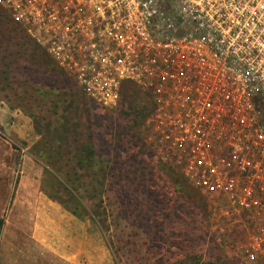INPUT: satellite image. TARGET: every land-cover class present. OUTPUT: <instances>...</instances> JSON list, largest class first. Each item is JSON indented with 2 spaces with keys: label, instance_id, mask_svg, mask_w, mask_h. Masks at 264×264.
Masks as SVG:
<instances>
[{
  "label": "built area",
  "instance_id": "obj_1",
  "mask_svg": "<svg viewBox=\"0 0 264 264\" xmlns=\"http://www.w3.org/2000/svg\"><path fill=\"white\" fill-rule=\"evenodd\" d=\"M103 108L149 95L146 144L200 193L208 240L264 264V0H0Z\"/></svg>",
  "mask_w": 264,
  "mask_h": 264
},
{
  "label": "rangeland",
  "instance_id": "obj_2",
  "mask_svg": "<svg viewBox=\"0 0 264 264\" xmlns=\"http://www.w3.org/2000/svg\"><path fill=\"white\" fill-rule=\"evenodd\" d=\"M0 17V33H9L4 37L19 67L15 79L0 76V107L9 109L4 121L18 153L15 175L21 174V157L29 156L28 166L42 171V189L65 201L73 195L68 206L76 207L77 201L81 214L77 217L51 200L74 220L73 239L65 241L64 251L56 252L73 256L74 264H215L203 199L180 175L151 157L144 127H131L128 115L132 107H146L145 92L130 86L114 107H101L66 75L51 73V68L59 72L53 61L44 64L45 69L40 62L48 60L43 51L1 8ZM27 43L32 46L28 51ZM64 125L71 133L55 143L57 134L47 128L59 133ZM87 133L95 160L91 167L78 168L76 148ZM65 144L61 162L66 166L45 170L44 158L56 157L50 147ZM66 174L68 190L58 185ZM44 264L56 262L50 257Z\"/></svg>",
  "mask_w": 264,
  "mask_h": 264
},
{
  "label": "crops",
  "instance_id": "obj_3",
  "mask_svg": "<svg viewBox=\"0 0 264 264\" xmlns=\"http://www.w3.org/2000/svg\"><path fill=\"white\" fill-rule=\"evenodd\" d=\"M8 112L0 107V264H44L50 257L56 264H74L73 256L56 252L73 239V217L59 211L49 191L42 189V171L28 166L29 156L21 157V174L15 175L18 153L4 121Z\"/></svg>",
  "mask_w": 264,
  "mask_h": 264
},
{
  "label": "trees",
  "instance_id": "obj_4",
  "mask_svg": "<svg viewBox=\"0 0 264 264\" xmlns=\"http://www.w3.org/2000/svg\"><path fill=\"white\" fill-rule=\"evenodd\" d=\"M5 13V12H4ZM6 14V13H5ZM3 15V14H2ZM7 15V14H6ZM5 17V15H3ZM1 18V17H0ZM2 26V24L0 25ZM1 32V31H0ZM9 34V33H8ZM8 34H2L0 33V76H3L4 80L8 81L9 78L11 79H15L16 78V74H17V71L19 70V67L16 65L17 64V61H12L11 57H12V54L9 53V42L8 40H6V38L4 36H8ZM32 42V41H31ZM6 44V48H1V45L3 44ZM33 43V42H32ZM34 44V43H33ZM27 51L29 49H31L30 47V44L27 43ZM35 45V44H34ZM36 46V49H39V50H42L39 46L35 45ZM43 51V50H42ZM43 53L45 54V57L46 59H48L47 61H40L41 62V65L43 67H45L44 64H47L48 62H50V58L47 56V54L43 51ZM29 56H33L32 53L29 54ZM43 58L41 55H38L37 58ZM35 58V56H34ZM45 59V58H43ZM42 60V59H41ZM45 69H47L45 67ZM59 72H56L54 68H51L50 69V72H54L55 74H59V76H63L66 75L63 71H61L60 69H58ZM67 76V75H66ZM69 78V77H68ZM71 80V79H70ZM130 86H133V85H127L123 88L122 92H121V95L123 94L124 91H127L129 89ZM146 94V99H147V105L146 107L145 106H142V107H132L131 110H132V113L129 114L128 116H130V121H131V124L133 128H139L141 125L144 127V122H145V119L147 117V115L149 114L150 112V108H151V101H150V98H149V95L145 92ZM120 95V97H121ZM120 100V98H119ZM119 102V101H118ZM29 117L33 119V121L36 119L33 114H29ZM49 126V125H48ZM49 131L52 130L53 132H55L57 135H56V138L54 139L55 143L58 142L59 140H67L68 138V134L71 133L70 129L68 126L64 125L63 127L61 126L59 129H60V132L58 133V130L57 129H51V128H47ZM47 132V131H46ZM73 133L77 134L78 132L75 130L72 131ZM75 142V140H74ZM58 144V143H57ZM67 144L65 145H57L56 147L55 146H51L50 147V151L52 153H55L56 154V157L54 158L52 155H49L47 158H44V161H45V165H46V169L45 170H49V168L51 166H54L55 168H57V170H60L62 169V167L66 166L65 164H67V162H61L63 159H61V152H62V149H64L63 147L66 146ZM54 147V148H53ZM79 150V153L77 155V165H78V168H88V167H91V165L94 163V160H95V153H94V148H93V144H92V139H91V136L87 133L86 134V137L80 142V145L78 146V148H76ZM151 157H154V154L153 153H150ZM63 158V157H62ZM166 166V165H164ZM167 167V166H166ZM169 168V167H167ZM170 171H174L173 169L169 168ZM168 169V170H169ZM175 172V171H174ZM50 175H52L53 177V174L51 173ZM55 175V174H54ZM66 177H68V175L66 174L65 176V182H60L58 181V185L62 186L64 188V190H68V187L69 186V179H66ZM183 179V178H182ZM184 180V179H183ZM78 181V180H77ZM184 182L189 185L185 180ZM73 184H75V182H73ZM190 186V185H189ZM191 187V186H190ZM193 188V187H192ZM194 189V188H193ZM54 192V191H53ZM71 193V191H70ZM70 193L68 192V194L70 195ZM197 193L199 194V196L202 198V196L200 195V193L197 191ZM72 194V193H71ZM50 198H53V200L59 202L60 204L63 205V207L69 211L71 214L73 215H76L77 217H81V214H79L78 212V202L75 201V204L76 207H69L68 206V202L70 200H75L74 199V196L72 195L71 199H69L68 201H65L61 198H59V196H56L54 195V193H50ZM203 199V198H202ZM204 202V200H203ZM203 208L206 210V204L204 202L203 204ZM206 219L205 221L208 222V216H207V213H206ZM99 220V219H98ZM97 222H100V221H97ZM3 224H4V221L3 219H0V236H1V231H2V228H3ZM208 224V223H207ZM209 235V234H208ZM208 245L209 247V250L211 251V253H216V259L215 261L217 260V262L215 264H232L229 260H227L221 253L220 250L216 249L217 247L213 246L212 243L208 240ZM182 262V261H181ZM181 262H179V264H181ZM202 264H212V263H202Z\"/></svg>",
  "mask_w": 264,
  "mask_h": 264
}]
</instances>
